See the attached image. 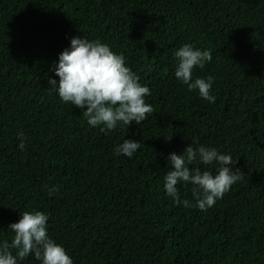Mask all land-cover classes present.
I'll list each match as a JSON object with an SVG mask.
<instances>
[{
    "label": "trees",
    "instance_id": "trees-1",
    "mask_svg": "<svg viewBox=\"0 0 264 264\" xmlns=\"http://www.w3.org/2000/svg\"><path fill=\"white\" fill-rule=\"evenodd\" d=\"M73 37L125 57L148 119L101 132L60 100L48 80ZM185 44L210 51L193 79L215 78L214 102L176 79ZM124 139L141 145L132 158L114 154ZM189 145L244 173L207 211L190 183L177 185L190 207L163 187L169 154ZM25 211L48 216L73 264H264V0H0V242Z\"/></svg>",
    "mask_w": 264,
    "mask_h": 264
},
{
    "label": "clouds",
    "instance_id": "clouds-1",
    "mask_svg": "<svg viewBox=\"0 0 264 264\" xmlns=\"http://www.w3.org/2000/svg\"><path fill=\"white\" fill-rule=\"evenodd\" d=\"M175 57L178 58L174 73L176 79L186 85L189 92L198 91L201 98L214 102L211 89L215 78L193 79L194 68L203 69L205 63L212 60L210 51L185 44L175 52ZM53 71L59 81L57 83L50 78L48 84L51 89L56 91L62 102L86 108L82 113L87 123L92 127L103 125L101 132L115 129L118 123L123 128L132 122L141 124L154 111L144 99L150 95L149 88L142 86L139 77L125 65V57L111 51L106 44L90 42L82 37L71 38L69 48L58 55ZM17 138L21 141L18 147L23 150V135L18 134ZM140 146L138 142L124 139L114 148V154L132 158ZM213 162L219 165L215 175L207 170L201 172L199 167H189L194 163L210 165ZM168 163L171 170L163 182L166 194L173 198L175 204L190 207V201H182L177 189L180 183H190L195 205L202 211L214 206L233 184L244 179V173L239 169L232 170L231 166L236 163L232 156L203 145L197 148L189 145L179 155L170 153ZM57 191V186L48 188L49 195ZM47 221L48 216L41 211L23 212L18 222L8 226L14 234L11 242H0V264H18L30 255L40 264H73L65 249L49 238Z\"/></svg>",
    "mask_w": 264,
    "mask_h": 264
}]
</instances>
